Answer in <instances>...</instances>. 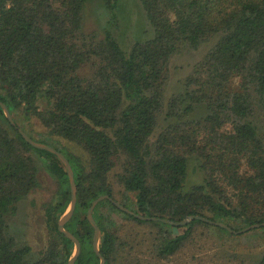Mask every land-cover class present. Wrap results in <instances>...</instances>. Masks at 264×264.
I'll return each instance as SVG.
<instances>
[{
	"label": "trees",
	"instance_id": "trees-1",
	"mask_svg": "<svg viewBox=\"0 0 264 264\" xmlns=\"http://www.w3.org/2000/svg\"><path fill=\"white\" fill-rule=\"evenodd\" d=\"M89 1L0 0V102L14 122L0 107V264H67L73 249L57 229L70 203L65 168L17 131L27 135L32 119L45 131L33 141L50 146L61 138L89 158L63 155L76 187L64 226L80 243L74 264H99L86 213L103 195L116 201L122 193L118 203L127 208L134 193L127 209L144 217L200 216L233 231L263 223L264 0H137L151 37L128 50L110 32L99 39L82 31ZM99 2L110 12L120 0ZM203 45L181 91L166 98L172 59ZM190 163L201 184L188 185ZM39 164L59 193L44 209L50 239L34 253L12 222L39 186ZM92 216L105 264H180V253L200 264L209 229L229 233L199 220L179 227L141 221L107 200ZM131 223L149 228L141 242L126 228ZM144 244L150 260L143 263L136 254ZM254 264H264V255Z\"/></svg>",
	"mask_w": 264,
	"mask_h": 264
},
{
	"label": "rangeland",
	"instance_id": "rangeland-1",
	"mask_svg": "<svg viewBox=\"0 0 264 264\" xmlns=\"http://www.w3.org/2000/svg\"><path fill=\"white\" fill-rule=\"evenodd\" d=\"M82 31L86 35L95 34L99 39L103 37L104 32H110L124 50H128L136 41L151 37V30L137 0H120L117 9L110 12L102 7L99 0L89 1L84 11ZM207 48L208 45H203L195 52L184 50L172 59L169 79L165 89L166 98L181 91L183 79L190 73L193 65L200 60V56L205 53ZM25 132L35 140H38L37 135H40V138L45 136L44 128L34 119H32L31 126H26ZM50 141L51 143L48 144L59 150L71 162L72 157L79 158L85 163L88 162V155L78 145L57 137L51 138ZM38 167L37 181L39 186L21 203L18 214L12 222L13 234L18 240L25 241L34 253L42 251L47 246L48 239H50V232L44 221V209L46 205L57 201L59 193L56 179L40 164ZM202 179L203 177L197 170L196 164L190 163L187 177L188 185L201 184ZM187 183L186 188L188 189ZM123 196L122 193L115 194L117 203L123 199ZM127 196L128 201L125 205L132 210L134 207V193L127 194ZM126 228L129 231L137 232L133 233L137 234L134 237V243L141 242L144 232L149 230L148 227L135 223H131ZM198 231L200 232L201 229H198ZM200 244H205V251L200 254H208V258L203 257L200 264H254L256 260L264 255V227L240 234L209 229V240L203 237ZM73 250L74 245L72 252ZM140 250L141 252L137 253L136 256L142 259L141 262L143 263L149 261L150 256L146 251V245L144 244ZM193 260L188 255L180 253L178 261L180 264H197Z\"/></svg>",
	"mask_w": 264,
	"mask_h": 264
},
{
	"label": "water",
	"instance_id": "water-1",
	"mask_svg": "<svg viewBox=\"0 0 264 264\" xmlns=\"http://www.w3.org/2000/svg\"><path fill=\"white\" fill-rule=\"evenodd\" d=\"M0 107L6 117V119L8 120V122L11 125H14V122L11 118V115L7 109V107L0 102ZM17 131L19 132V134L22 136V138L33 148L38 149V150H43V151H47L53 155H55L58 160L61 162V164L63 165V167L65 168V171L67 173V177H68V181H69V188H70V203L67 207V209L65 210V212L62 214V216L59 218L58 222H57V229L58 232L61 233L62 235H64L67 239H69L73 245H74V250L72 252V255L70 257V259L68 260L67 264H74L76 259L78 258L79 254H80V243L78 242V240L68 231H66L64 229V226L66 225V223L71 219L74 210H75V206H76V187H75V183H74V176H73V171L72 168L68 162V160L61 154L59 153L57 150H55L54 148L48 146V145H44L41 143H37L35 141H33L28 135H26L21 129H17ZM109 201L110 203H112L115 207H117L119 210H121L122 212L126 213L127 215L133 216L136 219H139L141 221H152V222H162L164 224H168L171 226H185L188 223H190L193 220H199V221H203L206 222L210 225L216 226V227H220L225 229L226 231H228L229 233H233V234H240V233H244L256 228H260V227H264V222L261 224H254L251 226L246 227L245 229L241 230V231H233L231 228H229L227 225H225L224 223L221 222H213L210 221L206 218L200 217V216H187L185 217L183 220L179 221V222H173L167 219H160V218H154V217H144V216H140L137 215L136 213L128 210L127 208H125L124 206L120 205L119 203H117L116 201L112 200L111 198H109L107 195H103L98 197L97 199H95L90 207L87 210L86 213V219L88 221V223L90 224V226L93 228V238H92V249L94 254L98 257L99 259V264H105V259L101 256L100 252H99V242H100V237H101V232L99 227L97 226L96 222L93 219L92 213L94 208L102 201Z\"/></svg>",
	"mask_w": 264,
	"mask_h": 264
}]
</instances>
